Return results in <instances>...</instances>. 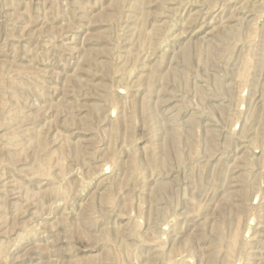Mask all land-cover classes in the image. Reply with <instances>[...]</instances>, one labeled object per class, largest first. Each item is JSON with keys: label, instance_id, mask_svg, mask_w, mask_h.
Listing matches in <instances>:
<instances>
[{"label": "rangeland", "instance_id": "obj_1", "mask_svg": "<svg viewBox=\"0 0 264 264\" xmlns=\"http://www.w3.org/2000/svg\"><path fill=\"white\" fill-rule=\"evenodd\" d=\"M211 263L264 264V0H0V264Z\"/></svg>", "mask_w": 264, "mask_h": 264}, {"label": "bare ground", "instance_id": "obj_2", "mask_svg": "<svg viewBox=\"0 0 264 264\" xmlns=\"http://www.w3.org/2000/svg\"><path fill=\"white\" fill-rule=\"evenodd\" d=\"M185 50H188V49H185ZM184 52H185V51H184ZM212 52H213V51H212ZM186 53H187V52H186ZM196 54H197V53H196ZM184 58H185V56H184ZM131 59H132V58H131ZM218 89H219V88H218ZM114 128H115V127H114ZM175 128H176V127H175ZM195 131H196V130H195ZM112 132H114V131H111V133H112ZM175 132H176V131H175ZM178 132H179V131H178ZM172 133H173V132H172ZM172 133H171V135H172ZM112 134H114V133H112ZM173 134H176V133H173ZM177 135H178V134H177ZM192 135H193V134H192ZM113 136H114V135H113ZM175 136H176V135H175ZM175 136H174V137H175ZM176 137H177V136H176ZM192 137H193V136H192ZM169 139H170V137H169ZM175 139H176V138H175ZM178 139H179V138H178ZM170 141H172V139H171ZM174 142H177V141H174ZM172 143H173V141H172ZM174 144H175V143H174ZM178 144H179V143H178ZM177 146H178V145H177ZM164 148H165V147H164ZM165 149H166V148H165ZM177 154H178V153H177ZM166 157H167V156H166ZM164 158H165V156H164ZM164 158H163V159H164ZM161 160H162V159H161ZM164 160H167V159H164ZM164 160H163V161H164ZM163 161H162V162H163ZM162 162H161V163H162ZM164 163H166V161H165ZM133 164L135 165V163H132L131 165H133ZM134 165H133V166H134ZM133 168H134V167H133ZM128 171H129V167H128ZM128 173H129V172H128ZM129 174H131V171H130ZM130 176H131V175H130ZM127 180H128V179H127ZM67 194H68V193H67ZM214 260H215V259H214ZM211 264H212V263H211Z\"/></svg>", "mask_w": 264, "mask_h": 264}]
</instances>
